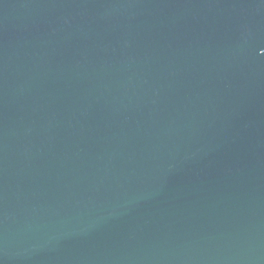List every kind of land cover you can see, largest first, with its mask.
I'll return each instance as SVG.
<instances>
[{"label":"water","instance_id":"1","mask_svg":"<svg viewBox=\"0 0 264 264\" xmlns=\"http://www.w3.org/2000/svg\"><path fill=\"white\" fill-rule=\"evenodd\" d=\"M0 264H264V0H0Z\"/></svg>","mask_w":264,"mask_h":264}]
</instances>
